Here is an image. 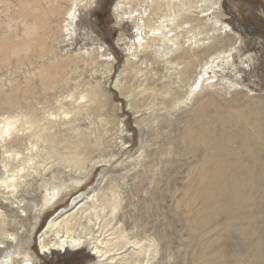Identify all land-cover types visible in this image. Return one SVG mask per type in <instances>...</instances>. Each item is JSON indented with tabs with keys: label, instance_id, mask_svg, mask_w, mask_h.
Returning a JSON list of instances; mask_svg holds the SVG:
<instances>
[{
	"label": "rangeland",
	"instance_id": "rangeland-1",
	"mask_svg": "<svg viewBox=\"0 0 264 264\" xmlns=\"http://www.w3.org/2000/svg\"><path fill=\"white\" fill-rule=\"evenodd\" d=\"M19 1L29 6L39 3V0H0V42L10 33L17 41L24 39V28L32 23L29 20L30 24L26 25V19L19 11ZM58 1L63 15L51 23L54 29L43 49L32 43L28 49L4 56L3 61L0 55V120L25 109L28 111L29 107L36 108L35 112L40 115L42 108L59 106L54 93L58 95L61 86L51 92L45 90L42 73L49 67H61L66 63L62 72L67 83H62L66 86L62 88L61 95L74 93L75 97L66 101L69 109L74 106L69 117L62 116L53 127L61 141L59 146L63 148L62 145L70 142H74L71 145L75 146L79 136H84L86 143L79 148L90 150L89 159L109 158L111 161L98 163L86 182L81 186L71 185L53 200V204L43 205L42 208V195L46 193L45 189L38 187L42 176L34 171L29 172L31 174L26 176L20 194L31 201L36 195L39 206H32L27 216L19 215V223L24 229H19V225H10L12 232L23 230L25 238L24 251L22 255H16L13 264L27 262L28 256L33 264H100L88 245L66 251L54 250L47 255L41 249L40 234L49 221L68 208L73 200L86 193L91 194L102 177V190L110 194L108 191L113 188L120 194L123 207L119 217L126 229L131 232L134 227H139L137 231L140 236L151 234L159 237L160 261L155 259L153 264H202L199 258L212 255L216 257L217 264H264V214L258 205L243 210L239 218L233 217L227 224V220L223 219L224 214H218L209 221L196 213L199 205L191 198L197 191L194 183L201 163L199 155L204 151V146L191 149L192 146L182 138L188 122L185 118L192 114L191 108L175 107L176 99L173 96L160 92L150 95L153 85L149 86L148 81L152 80L158 89L174 80L175 75L170 73L168 76L164 65H156L154 77L150 68L144 65L137 66L142 67L141 72L129 66L137 25L128 14L118 16V0H81L75 5L71 4L73 0ZM217 1L212 14L211 11L198 13L203 18L200 35L213 32L214 39H219L199 59V64L203 66L205 61L216 56L217 64L214 72L208 71L203 76L216 79V82L201 93V101L206 100L205 94L209 93L213 101L225 109H234L238 105L247 107L250 116L261 120L263 131L258 134L264 140V0ZM44 6L45 3L42 4ZM214 39H210V42L213 43ZM229 50L234 54L232 63H223L222 56ZM201 75L203 71L197 70L192 78L195 76L194 79L198 81ZM230 82L237 83L240 89L227 94L225 89ZM90 90L96 91L93 99L79 97ZM8 97L16 98L17 105L6 103ZM80 103L83 105L79 108ZM133 105L138 108L134 110ZM142 117L150 126L147 129L150 131L149 151L154 150L155 153L152 151L151 155L146 156L145 153L139 157L141 127L138 119ZM209 120L205 117L197 125L206 124L208 127L206 121ZM213 125L211 130L222 135V140L216 142L220 144L224 141L225 124L216 121ZM29 130L24 131L26 135L30 134ZM20 141L28 146V139ZM70 149L74 150L75 147L70 146ZM1 152L0 146V167L3 159ZM40 158H36V165L41 167L39 171L51 166L46 173H41L46 178L51 179L64 168L57 162L42 165L44 160ZM68 177H65V181L71 184ZM58 184L54 180V185ZM25 189L34 190L31 193L29 190L27 195ZM1 190L0 193H3L4 190ZM53 191L55 189H50L48 193ZM252 195L253 199H258V203L264 197L258 187ZM3 199L0 195V209L5 213L3 218H11L9 200ZM205 205L208 207V202Z\"/></svg>",
	"mask_w": 264,
	"mask_h": 264
},
{
	"label": "bare ground",
	"instance_id": "bare-ground-1",
	"mask_svg": "<svg viewBox=\"0 0 264 264\" xmlns=\"http://www.w3.org/2000/svg\"><path fill=\"white\" fill-rule=\"evenodd\" d=\"M78 1L81 0H73L71 4L75 5ZM19 3V11L24 15L26 25L28 26L29 20H32V26L24 28L25 38L20 41L15 40L10 32L7 38L1 39L0 55L2 61L4 56L28 49L32 43L43 49L44 44L48 41L47 38L50 37L54 29L51 23L63 15L60 6H58V0H39V3H34L33 6L22 1ZM43 3H45L44 7H42ZM217 3V0H118L116 10L118 16L128 14L137 25L136 39L132 42L131 48L132 59L128 62L129 66L137 69L136 72H141L142 67L137 68V66H139L138 64L144 65L145 68H150L152 77H154L157 73L156 65L159 63L164 65V70L166 69L165 72L168 76L170 73L175 75L172 82H167L158 89L157 85L152 84V80L151 83L148 81L149 86L153 85L150 95H158L160 92L165 96H173L176 99L175 107L191 108L192 114L185 118L188 122L183 130L182 138H185L186 144L192 146L191 149L200 145L204 146V151L199 155L201 163L198 165V176L194 183L195 187L197 186V191L191 198L199 205L196 208V213L206 217L204 219H209V221L215 219L218 214H224L225 218L223 219L227 220L225 221L227 224L228 220L233 217L239 218L243 210L254 205H258L257 207H260L261 213L264 214V197L258 203V199H253L252 195L256 187L260 188L264 194V142H262L264 140H261V136L258 134V132L263 131L261 120L255 115V117L250 116L247 107L238 105L236 108L233 107L234 109H225L226 107L216 104L209 93L205 94L206 100L201 101V93L216 82V79L209 78V76L204 78L203 76L208 71L214 72L217 64L215 62L216 56L205 61L203 66L199 64V59L208 49L215 46L219 39L217 41L214 39L215 34L213 36V32L200 35V24L203 22V18H200L198 13L211 11L212 14L215 12L213 9ZM212 38L214 39L213 43L210 42ZM227 52L221 60L223 63L230 64L234 54L232 50ZM65 68L66 63L61 67L54 65L42 73L45 90H55L61 86L58 95L54 93L56 100L60 102L59 106L49 107V109L42 108L40 115L35 112L36 108L29 107L28 111L25 109L14 116L6 114L8 117L0 120V146L3 152L1 154L3 155L1 162L3 168L0 167V191L2 192L1 189L4 190L0 195L2 199L9 200L13 215L11 218H3L5 213L0 209V216L2 217H0V264H13L15 257L22 255L25 238L23 239V230L19 231V229L24 228L19 223L21 219L18 220V217L19 215L27 216L32 206H39L36 195L32 199L34 201H31L30 198L27 199L25 195L20 194L21 187L27 179L26 176L31 174L30 171L40 173L39 175L42 176L38 175L41 177L38 187L46 191L42 195V208L43 205L53 204L55 199L71 185L81 186L86 182L98 163L111 161L109 158L89 159L90 150L79 148L86 143L84 136H79L75 146L71 145L74 142L66 144L63 142V148H60L61 145L59 146L61 141L57 138L53 127L62 116L64 118L69 117L74 106L69 109L70 106L66 101L72 99V96L75 97L74 93L67 96L61 95L66 86L62 83H67V79L65 80L64 77L65 73L62 72ZM139 69L140 71H138ZM197 70L203 71V75L198 81L197 78L194 79L195 76L192 78L194 74L196 75ZM122 88L120 90L124 93ZM239 89L240 86L237 83L230 82L225 90L227 94H231L234 90ZM95 94V90L94 92L90 90L87 93H81L79 97L81 99H93ZM234 96L236 95L234 94ZM85 101L87 102V100ZM26 102L28 103V101ZM6 103L17 105V99L8 97ZM80 105L81 103L79 108ZM76 107L78 108V106ZM133 108L135 110L138 106L133 105ZM167 109L169 108L167 107ZM205 117L210 119L206 121L209 126L207 127L206 124L197 125ZM62 120L64 121V119ZM216 121L224 123L226 127L224 141L220 144L216 142L222 140L221 133L218 135L214 130H211ZM148 123L143 117L138 119V124L141 127L139 157L145 153L148 156L154 152V150H152L153 152L149 151L150 131L147 129L150 126ZM27 129H31L29 135L25 133ZM74 132L77 134L76 131ZM21 139H28V146L26 143L25 146L20 143ZM70 146L75 147V149L71 150ZM37 157H42L44 160L42 165L47 166L49 163L57 162L64 168L57 175L52 174L51 179L46 178L41 173H46L45 171L50 170L51 166L43 169V172L39 171L41 167L36 165ZM66 176L70 177L71 184L65 181ZM54 180H57L59 184L55 186ZM102 182L103 177L92 189L91 194L89 192L79 196L73 200L68 208L59 212L56 217L49 221L46 229L40 234L42 251L50 255L54 250L66 251L88 245L91 253L95 255L100 264H153V261L158 259L161 254L159 237L151 234L142 237L137 231L139 227H134L131 232L128 231L124 221L119 217L123 207L119 192L112 188L108 194L104 191L105 189L102 190L100 187ZM50 189H55V191L48 193ZM29 190L25 189V194ZM206 202L209 204L208 207L205 205ZM10 225H19L18 231L12 232ZM199 259H201L202 264L218 263L214 255ZM239 259L237 260L242 263V260ZM158 261L160 260L158 259ZM23 264H33L31 257L28 256L27 262Z\"/></svg>",
	"mask_w": 264,
	"mask_h": 264
}]
</instances>
